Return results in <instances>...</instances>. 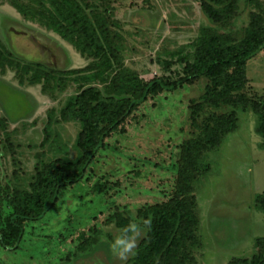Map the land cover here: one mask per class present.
Returning a JSON list of instances; mask_svg holds the SVG:
<instances>
[{
    "label": "rangeland",
    "instance_id": "1",
    "mask_svg": "<svg viewBox=\"0 0 264 264\" xmlns=\"http://www.w3.org/2000/svg\"><path fill=\"white\" fill-rule=\"evenodd\" d=\"M76 1L92 24L96 19L108 31L115 57L106 49L110 71L14 6L53 14L48 0H0V60L11 64L0 68V232L11 215L8 199L15 191L30 190L42 164L80 157L76 142L81 125L60 118L80 91L94 88L103 98H118L120 74L143 82H178L185 73L183 60L192 59V43L201 31L238 40L254 19L264 20V0H255L258 7L246 0H205L219 11V23L204 14L200 0ZM229 1L230 10L223 12ZM51 70L58 81L44 76L31 85L34 74ZM60 72L79 73L64 77ZM245 79L241 94L264 104V49L247 63ZM207 86V80L199 79L136 100L121 125L101 137L103 147L83 179L65 189L43 218L23 224L16 247H0V264H130L133 256L122 261L110 249L119 231L117 218L143 226L140 210L175 196L185 145L201 142V129L211 115L231 114L236 130L222 135L219 146L202 147L198 155L190 191L199 225L195 240L177 255L183 264L264 257V242L255 247L264 238V211L255 201L264 195V140L255 131L250 109L204 105ZM138 96L124 95L131 100ZM144 235L142 230L137 245Z\"/></svg>",
    "mask_w": 264,
    "mask_h": 264
},
{
    "label": "trees",
    "instance_id": "2",
    "mask_svg": "<svg viewBox=\"0 0 264 264\" xmlns=\"http://www.w3.org/2000/svg\"><path fill=\"white\" fill-rule=\"evenodd\" d=\"M248 4L260 6L255 0H246ZM230 2L223 9L230 8ZM54 13H43L27 9L14 3L15 8L24 15L38 17L44 25L57 33L61 38L73 44L77 49L88 53L99 60L100 67L110 71V58L114 57L110 47L108 31L94 23L86 16L76 0H48ZM200 6L206 16L220 22L219 11H216L205 0H200ZM227 7V8H226ZM230 10V9H228ZM241 39L229 35H217L212 31L203 30L201 35L192 43L193 57L183 60L185 73L178 82L170 83L161 80H142L128 74H120L119 97L103 98L94 88H86L71 100L61 111L62 122H76L81 125V132L76 145L81 155L75 162L64 159H53L42 164L37 169L34 181L29 191H15L8 199L11 215L6 226L0 232V247L8 249L16 247L23 236V224L36 222L43 218L56 204L59 195L68 187L79 183L90 165L94 155L102 148L101 137L114 132L125 118L135 109L136 100L148 95H158L176 85L191 84L199 79H205L208 86L203 96L204 105L218 108L221 105L250 109L256 118L255 131L264 140V104L253 102L241 94L245 87V69L247 63L264 49V20L256 21ZM105 45V46H104ZM106 49L110 53L109 58ZM6 65H11L6 61ZM0 60V68L5 66ZM79 72H60L68 77ZM56 72L49 74L38 73L32 76L31 85L38 84L42 77L58 81ZM59 74V73H58ZM64 81L66 80H59ZM44 89V87H43ZM136 99L125 98L133 95ZM194 109H199L195 106ZM194 111V110H193ZM49 123L44 128L45 140H49ZM236 130L234 115H211L201 129V142H190L185 145L186 156L183 165L177 170V188L175 196L164 205H155L138 212L142 219L151 221L150 229L136 247V254L130 264H183L178 251L186 248V244L195 240V231L199 225L195 213V200L191 195V185L195 177L194 168L202 147L213 149L221 144L222 135ZM264 211V195L255 200ZM128 220L118 217L116 224L119 229L126 226ZM259 239L255 242L258 248ZM192 262V260H189ZM229 264H264L262 254L253 255L248 261L245 258H233Z\"/></svg>",
    "mask_w": 264,
    "mask_h": 264
},
{
    "label": "clouds",
    "instance_id": "3",
    "mask_svg": "<svg viewBox=\"0 0 264 264\" xmlns=\"http://www.w3.org/2000/svg\"><path fill=\"white\" fill-rule=\"evenodd\" d=\"M151 221H143L141 226L136 221H130L126 226L119 229L118 233L110 242L112 253L122 261H126L128 257L136 254L137 238L142 230L150 229Z\"/></svg>",
    "mask_w": 264,
    "mask_h": 264
}]
</instances>
